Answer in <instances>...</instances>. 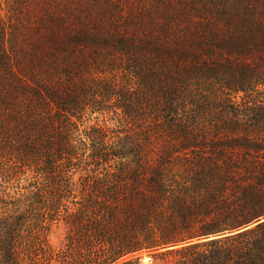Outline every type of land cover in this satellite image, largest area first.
<instances>
[{"label": "trees", "instance_id": "1", "mask_svg": "<svg viewBox=\"0 0 264 264\" xmlns=\"http://www.w3.org/2000/svg\"><path fill=\"white\" fill-rule=\"evenodd\" d=\"M142 254L264 264V0H0V264Z\"/></svg>", "mask_w": 264, "mask_h": 264}, {"label": "rangeland", "instance_id": "2", "mask_svg": "<svg viewBox=\"0 0 264 264\" xmlns=\"http://www.w3.org/2000/svg\"><path fill=\"white\" fill-rule=\"evenodd\" d=\"M67 227L64 223H59L54 226L48 236L49 244L54 250L61 249L63 246V239L65 236V232ZM144 264H152V258L147 254H142L141 259ZM33 263L32 258H28V260H22V264H31ZM38 264V263H37ZM40 264V263H39Z\"/></svg>", "mask_w": 264, "mask_h": 264}, {"label": "built area", "instance_id": "3", "mask_svg": "<svg viewBox=\"0 0 264 264\" xmlns=\"http://www.w3.org/2000/svg\"><path fill=\"white\" fill-rule=\"evenodd\" d=\"M141 264H144V263H142V261H141Z\"/></svg>", "mask_w": 264, "mask_h": 264}]
</instances>
